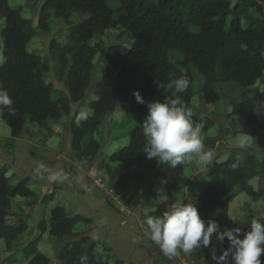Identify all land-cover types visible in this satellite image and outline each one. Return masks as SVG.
<instances>
[{"label":"trees","instance_id":"trees-1","mask_svg":"<svg viewBox=\"0 0 264 264\" xmlns=\"http://www.w3.org/2000/svg\"><path fill=\"white\" fill-rule=\"evenodd\" d=\"M109 1L45 0L40 7L38 27L43 31L50 29L51 10L70 26L65 43L53 40L50 45L61 61L60 77L68 90L53 99L54 83L47 82L39 69L41 55L28 50L37 34L36 27L23 17L20 8H13L8 0H0V15L5 20L0 30V51L5 57L0 65V88L8 90L15 108L14 114L5 109L0 118L9 125L11 138L16 139L23 134L27 122L49 128L50 120L69 114L71 105L81 102L91 85L98 52L92 44L93 38L111 29L124 28L133 42L129 48L110 45L102 54L106 67L102 79L95 84L97 99L90 103L91 115L77 125V111L71 121L72 150L78 159H95L101 142L94 134L114 104L120 102L136 124L129 133L128 143L108 155L109 160L124 163V171L118 175L114 186L126 189L133 182L143 184L154 170L155 179L162 178L168 190L178 193L187 163L172 168L158 163L156 158H147L142 151L146 141L141 123L148 109L146 104L137 102L134 93L139 91L147 102H162L170 95V90L158 88L156 80L167 84L170 73L176 77L183 75L190 80L189 89L182 94L190 110L195 96L191 65L204 78L201 92L209 103L222 98L219 82H236L244 87L256 84L264 74V0H119L121 6L116 13ZM74 11L84 15L76 24L70 21ZM173 53H176L175 58ZM230 104V114L244 120L243 132L255 135L263 128L256 110L258 101L253 96L244 92L240 100H231ZM192 118L202 123L205 132L215 124L207 116L193 114ZM233 161L239 165L234 171L229 167ZM213 170L215 178H202L194 183L195 206L199 213L217 210L214 221L227 229L238 227V221L232 222L237 219L229 214L235 189L239 188L255 201L264 196V158L248 154L241 160L232 152L226 160L214 162ZM7 171L6 165H0V240L4 239L10 246L28 228L25 219L9 221L12 200L19 196L35 198V192L30 176L19 178L11 186ZM255 178L259 179L257 187L250 183ZM52 196L53 193L45 195L41 205ZM175 200L173 194L162 201L152 215H162ZM258 220L264 223V216ZM89 221L79 214L69 215L61 204L53 206L49 219L39 220L38 233L23 249L28 264H50V258L39 249L46 232L60 239L75 237V226ZM99 246L88 236L74 238L61 246L59 258L62 264H79V258L87 255V264H110L108 259L97 255ZM7 260L14 264L18 258L10 255ZM261 261L264 264V255Z\"/></svg>","mask_w":264,"mask_h":264},{"label":"rangeland","instance_id":"rangeland-1","mask_svg":"<svg viewBox=\"0 0 264 264\" xmlns=\"http://www.w3.org/2000/svg\"><path fill=\"white\" fill-rule=\"evenodd\" d=\"M8 1L13 8H20L23 17L31 20L36 27L37 34L29 43L28 50L30 52L35 51L39 55H41L42 63L39 69L41 73H43V76L47 82L54 83L55 92L52 96L53 99L59 98L61 92H66L68 90L65 87L64 81L60 77L61 61L58 57V54L54 51H51L50 45L53 40L65 43L69 34L70 26L54 10H51L49 18L50 29L48 31H43L38 27L40 7L45 0ZM109 4L113 8L115 13L121 6L119 0H110ZM83 17L84 15H82L81 12L74 11L70 16V21L71 23L76 24L80 22ZM4 23V17L0 15V30H2ZM0 42H2L1 36ZM132 42L133 38L124 28L111 29L106 31L103 35L97 34L93 38L92 44L96 46L98 52L94 59L91 85L87 90L85 98L79 103H73L71 105V112L69 114L63 115L59 120H50V129L42 127L37 123L27 122L24 138H26V136H31L37 142L41 141L44 136V140H46L45 143L47 142V147L55 148V146L57 145V149L62 150L63 152H65L66 150L67 153L70 152L68 141L71 145L70 126L75 112H80L84 109H89L90 112H92L90 103L97 99L95 84L102 79L106 67L105 63L101 59L102 54L110 45L120 44L129 48ZM172 56L173 58H175L176 53H173ZM190 69L194 74L195 86V96L192 100L190 111L196 116H207L215 121L214 126L211 127L208 131L205 132L203 131V129L201 130V138L205 145V148L211 149L216 154L214 162L226 160L232 152H236L241 160H244L248 154H254L258 158L263 159L264 74L256 84L250 87H244L236 82H219L218 88L222 94V98L216 102L209 103L205 101L203 93L201 92L204 81L202 74L193 65L190 66ZM244 92L253 96L258 101V107L256 110L260 117V121L263 123V128L260 129L255 135H249L243 132L242 129L244 128V120L239 116H232L230 114L231 100H240ZM135 124L136 122L132 114L124 110L120 102H116L111 111L105 116L104 121L98 131L94 134V137L101 142V148L97 157L92 160L76 159L74 158L75 155L72 152L71 155H73L74 160L76 159L75 161L77 162V164L64 165L66 170H68V168L73 169L74 167H80V169H76L78 170V173H74L80 179L79 181L77 180L78 178L75 180L78 183L82 182L80 187L86 186V188H90L92 184L94 185L96 182H99L104 185V190L113 189V191L110 192L109 196L106 194V190L105 192L103 191V195L107 197V201L111 206L114 205V201L122 200V202L126 201L127 204H131L132 202H134V200H137V193L140 187L139 184L133 183L132 186L128 189L118 190V188H116L113 183L115 182V178L122 171L124 163L120 161H111L108 159L109 154L117 151L128 143L129 133L134 128ZM244 136L248 137L249 145L246 149L242 150L238 147V140L240 137ZM52 138L57 140V142ZM17 142V140L11 138L9 125L0 118V163H2V160H4L3 155L8 156L9 163L7 166V175L11 179V186H14L19 178L34 175V169L38 163L45 164L50 170L52 168H56V171H59V167L62 165V162H48V164L47 161H38L37 159H35L36 157H32V155H22L21 157L17 158L16 162H14L15 157L13 155H15V145L17 144ZM21 146L23 147V144ZM40 150L42 149L39 148L38 151ZM46 150L49 151V153L41 158L43 160H46L48 158V154L52 152V149ZM33 151V153H36L34 149ZM34 159L37 161H35ZM2 164H4V162ZM14 164H16V169L12 168ZM92 170H94V172ZM47 176L48 174L45 173L43 178H47ZM215 177L216 174L213 170V164L209 167L208 171L205 172L200 168L198 164L194 162H187L184 175L180 180V193H174L173 191L168 190L165 186H157V190L159 192L158 199H169L174 194V196L176 197L175 202H177V200L181 202L183 199H186L185 203H190L189 193L191 192V188L194 183L202 178L212 179ZM100 179L103 180L101 181ZM258 181L259 179L255 178L252 179L250 183L254 187H257ZM41 185L42 184L36 186V184H34L31 187L34 192L38 191L37 194L35 193V198H24L20 196L13 198L12 215L9 217V221L13 223L17 221L18 218L25 219L28 222V228L10 246L7 245L4 239L0 240V264H11L7 260L10 255H14L18 258V261H16L14 264H28V259L24 256L23 249L30 241L34 239L35 235L38 233L37 226L39 220L42 218L49 219L51 208L57 203L66 207L67 213L69 215H75L76 213L86 214L87 212H91L93 209V196L91 194H78L75 188L69 186H65L64 188H62L60 193L53 194L52 198L44 202L43 206H39L40 198L44 197L42 194L43 189L40 190V188H42ZM56 188L58 189L57 186H55V189ZM230 205V216L236 218L238 221V227L246 231L250 230L251 220L253 218L258 220L261 216H264V196L261 197L258 201H255L247 193L242 192L239 188H236L234 200ZM216 212L217 210L205 212V215L207 217L206 219L208 221L214 220L211 217ZM145 219L146 217L143 219V223ZM85 226L86 223L80 222L73 230L74 232H79L84 230ZM226 229V227L220 225L218 231H224ZM141 233L144 234L142 229ZM68 241H72V239L68 237H64L61 239L56 238L49 232H46L39 243V249L50 258V264H62L59 258V251L61 246ZM134 245L136 244L134 243ZM152 245L154 246L155 244L153 243ZM228 247L229 244L227 240H225L224 243L221 244L216 239V235L213 234L211 238V244L208 247H201L200 249H196L191 254H189L191 256L190 264H194L197 260L195 251H204V254L209 256L211 260H208L206 264H210L212 262L213 264H218L216 260L212 259L213 250H215L217 256H219ZM133 249H136V246H131V250ZM137 249L142 250L144 249V246L137 247ZM98 254H104L106 256L105 252L103 251ZM137 254L139 258H144L140 253ZM150 263L154 264L152 259H150ZM220 264H233L231 253L224 261L220 262Z\"/></svg>","mask_w":264,"mask_h":264},{"label":"clouds","instance_id":"clouds-1","mask_svg":"<svg viewBox=\"0 0 264 264\" xmlns=\"http://www.w3.org/2000/svg\"><path fill=\"white\" fill-rule=\"evenodd\" d=\"M5 57L0 51V65ZM168 83L156 80L158 88L170 90V95L161 101H145L139 91L135 92L138 103L146 104L148 115L141 123L142 134L145 137L143 152L147 158H156L157 162L176 168L187 162H194L205 172L212 166L215 160V152L206 149L201 138L202 123L193 120V113L188 110L182 94L190 87V80L186 76L176 77L169 74ZM5 109L15 113L14 102L8 90L0 88V115ZM91 112L84 109L75 117L79 125L89 119ZM249 145L247 136L240 137L238 147L246 149ZM238 162L233 161L229 167L233 171L238 168ZM47 178L53 182H59L64 178L62 170L51 172L43 163H38L34 169V175ZM236 223L237 220H232ZM144 223L148 229V239L152 241L160 252L169 260L177 256L178 252L191 254L201 247L211 244L213 234L223 244L228 241L229 247L217 256L213 250L212 259L218 264L224 261L231 253L233 264H262L261 256L264 255V223L253 218L251 228L244 231L240 227L218 231L220 225L209 220L207 227L201 218L197 207L193 203H174L170 205L160 216H146ZM88 257L79 258V264H87Z\"/></svg>","mask_w":264,"mask_h":264},{"label":"crops","instance_id":"crops-1","mask_svg":"<svg viewBox=\"0 0 264 264\" xmlns=\"http://www.w3.org/2000/svg\"><path fill=\"white\" fill-rule=\"evenodd\" d=\"M25 133H26V127L23 134L19 138L15 139L18 142L15 145L16 150H15V155H13L15 157L14 162H16L17 158L21 157L22 155H27V156L32 155V157H36L35 159H37L38 161L40 160L41 162H45V161H47V163L62 162V165L59 167V171L62 170L64 173V178L59 182L50 181L46 177L38 178L35 175H32L30 176L33 179V181L31 182V187L34 184H36V186L42 184L41 185L42 188H40V190L43 189L42 191L43 196L48 195L50 193L53 194L60 193L61 189L64 188L65 186L75 188L78 194L83 193V195H85L86 193H88L93 196L92 211L87 212L86 214L76 213L86 218H89L90 221L84 222L86 223L84 230L79 232H74L73 230V235L75 237H68V238H71L73 240L74 238L77 237L79 238L81 236L90 237L92 242H98L100 245L97 248V252L100 253L103 251L106 254V256L104 254L103 256L98 253L97 255L105 259H108L110 264H117V263L151 264L150 259L153 260L154 264H171L170 261L161 254L159 248L154 245L156 247L155 248L152 245L153 242H151L146 235L141 233V226L142 224H145L142 222L143 219L149 215L153 216L152 213L157 208V206L162 201L167 200L164 198L158 199L159 192L157 190V186H165V185H164V180H162L161 178H157V179L154 178V173H155L154 170H151L149 173V178L143 184L139 185L140 187L137 193V200H134V202H132L131 204L129 203L127 204L126 201L122 202V200L114 201V205L111 206L107 201V197L103 195V189L97 187L95 184L94 185L92 184L90 188H86V186L80 187L82 182L78 183L75 180L78 177L76 176V174H74L76 172L78 173V170L76 169L78 168L80 169L79 166L78 168L74 167L73 169L68 168V170H66L64 166L65 164L75 165L77 164L75 160L78 159L76 156H74V158L76 159L75 160L73 159V155H71V153L73 152L72 145L69 144V141H68V146L70 152L67 153L66 150L65 152H63L62 150L57 149V145L55 146L56 149L52 147L51 148L47 147L46 146L47 142L45 143L46 140H44L45 138L44 136L42 139L43 141L41 140L36 142L31 136H26V138H24ZM55 141L57 142V140ZM71 143H72V133H71ZM22 144L23 147L21 146ZM39 148L42 150L38 151ZM33 149L35 150L36 153H33L34 152ZM46 149H50V150L52 149V152L48 154V158L46 160H43L41 158H43L47 153H49V151H47ZM58 153H62V154H58ZM3 157L4 160L2 161L4 162V164H2L3 163L2 162L0 163V165L8 166L9 163L8 156L3 155ZM12 168L16 169V164H14ZM56 170H57L56 168L51 169V171L54 172H56ZM92 171L94 172V170ZM123 171H124V166L120 173H122ZM77 180L79 181L80 179L78 178ZM133 183L138 184V182H133ZM132 184L128 188H130ZM55 186H57L58 189L57 188L55 189ZM192 188H191V192L189 193L190 203L196 204V199L192 195ZM118 190H125V189H118ZM35 193L37 194L38 191H36ZM41 200L42 197L40 198L39 206H42ZM185 202L186 199H183L181 202L177 200V202L175 203H185ZM200 216L205 221V226L207 227L208 220L206 219L207 217L205 213L200 214ZM214 216L215 213L212 215L211 218L214 219ZM134 243L136 245H134ZM131 246H136V249L131 250ZM141 246L142 247L144 246V249L138 250L137 247H141ZM137 253H140L144 258L142 257L139 258L137 256L138 255ZM195 254L197 255L196 256L197 260L195 261L194 264H206L208 260H211L208 255L204 254V251H195ZM199 254L200 256H198ZM210 264H213V262Z\"/></svg>","mask_w":264,"mask_h":264},{"label":"built area","instance_id":"built-area-1","mask_svg":"<svg viewBox=\"0 0 264 264\" xmlns=\"http://www.w3.org/2000/svg\"><path fill=\"white\" fill-rule=\"evenodd\" d=\"M95 185L105 192L109 196L110 192L113 191V189H105L104 190V185H102L99 182H96ZM141 229L143 233L148 237V229L146 224H142ZM162 254V253H161ZM163 255V254H162ZM164 256V255H163ZM165 257V256H164ZM166 258V257H165ZM168 259V258H167ZM169 260V259H168ZM191 256L189 254H185L183 252H178L177 256L174 257L173 259L169 260L171 264H190Z\"/></svg>","mask_w":264,"mask_h":264}]
</instances>
